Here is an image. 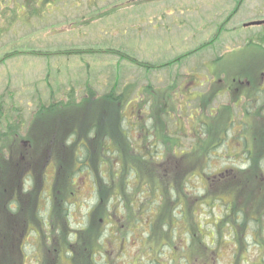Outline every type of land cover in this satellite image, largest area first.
Masks as SVG:
<instances>
[{"label":"rangeland","instance_id":"1","mask_svg":"<svg viewBox=\"0 0 264 264\" xmlns=\"http://www.w3.org/2000/svg\"><path fill=\"white\" fill-rule=\"evenodd\" d=\"M24 15H20V21L13 26L0 22V30L4 28V34L0 36V59L20 49L28 50L0 60V134L5 130L4 125L8 127L18 122L16 120L22 121V128H13L27 133L38 104L64 97L70 91L82 97L89 88L97 95L116 88L119 94L125 92L128 99L123 107H118V116H138L130 120L144 122L147 119L150 126L154 118L143 112L148 111L149 115L158 109L164 110L165 105L159 103L164 100L175 107L177 114L174 117L178 114L188 116L193 123L192 133H188L190 123L185 117L182 121L187 134L178 136L180 148L187 151L195 146L197 138L194 135L198 136L197 131L201 130L196 128L198 122L192 112L197 108L201 112L198 99H202L207 104L205 114H211L214 120L211 122L209 117L203 116L206 124L216 122L214 127H224L229 117L236 116L226 144L216 149L221 156L212 161L208 167L211 175H207L213 176L227 166L247 167L248 163L240 159L243 156L236 158L227 154L228 149L235 150L238 144L235 135L245 122L242 118L245 95L241 94L240 107L238 94L241 92L235 91L238 97L223 89L219 93L221 96L207 92L214 90L212 84L218 78L226 85H237L239 90H243L241 82L246 77H250V81L253 79L251 82L257 86V80L264 72V24H245L264 18V0H144V3L141 0H63L47 6L40 16H31L29 21L24 22ZM88 20L86 25L82 24ZM204 44L207 46L200 48ZM32 49L35 51H29ZM220 87L222 84L219 83L218 89ZM147 99H150L149 107L144 104ZM108 104L109 101L96 105L98 116L109 118L114 108L106 107L107 112L101 109ZM84 108H91L96 117L97 108L88 105ZM165 113L161 126L171 137L176 136L173 132L178 126L172 112H168L169 116ZM261 121L264 123L261 113L252 117L254 128ZM140 132H135L134 138L143 144ZM210 135L206 137L208 142L216 136ZM171 137H167L169 143ZM202 137L201 140L206 139ZM3 145L0 142V149ZM199 145V150L206 149L203 143ZM4 156L0 151V157ZM41 158L45 160L44 156ZM115 159V156L108 158L107 166L110 167ZM46 160L50 163L44 169L32 171L21 185L18 204L8 208V199L0 201V225L5 227L0 233L4 241L0 264H171V256L179 257L183 249L188 251L189 244H196L186 227L193 224L197 216L207 235L204 237L207 244L217 247V264H234L235 261L236 264H264V215H257L263 222L259 234L255 231L260 224L255 221L249 223L248 231V227L240 230L243 248L236 260L237 237L227 228L223 235L218 234L213 223L223 210L217 208L211 213L209 209L198 210L199 205L195 203L204 194L200 187L211 185L210 179L192 175L182 187L188 206L177 209L175 215L171 212L173 221L170 225L155 220L153 230L148 224L153 219L147 220V217L156 216L152 208L158 206L159 198L146 202L150 198L147 194H137L146 207L155 202L145 219L134 218L130 209L118 216L120 211L116 210L118 219L113 223L104 211L105 206L100 207L94 218L99 192L95 182L97 176L95 179L89 173H80L75 177V186H68L64 169L57 183L53 157L49 155ZM99 182L103 205L105 198L109 202L115 194L108 192L104 181ZM210 187L208 196L217 191L218 185ZM263 188L257 189V194ZM125 193L126 196L134 195L136 191L127 187ZM261 196H264V190ZM18 221L22 225L21 233L17 234V243L13 245L14 236H11L20 230ZM166 231L167 235L163 233ZM165 243L171 246L159 257L157 251Z\"/></svg>","mask_w":264,"mask_h":264},{"label":"trees","instance_id":"2","mask_svg":"<svg viewBox=\"0 0 264 264\" xmlns=\"http://www.w3.org/2000/svg\"><path fill=\"white\" fill-rule=\"evenodd\" d=\"M62 1L0 0V22L4 21L5 25L13 26L20 21L19 17L24 13V22L29 21L31 16H40L47 6L56 5ZM87 22H90V20L82 24L86 25ZM3 29L2 27L0 30V36L4 34ZM221 29L222 27L219 31ZM205 46L207 44L201 45L200 48ZM26 51L28 50L14 51L11 55L8 54L9 56L1 57L0 60H5ZM140 64L145 66L144 62H140ZM229 85L232 94L236 95L241 92L238 94L240 97L236 95L239 102H241V94L245 95L247 100L244 103L242 114L245 122L240 126L242 132L239 131L235 135V142L238 144L235 146V150L228 149L227 154L236 158L243 156L244 158L240 159L245 160L244 163H248L246 168L227 166L213 176H209L211 174L208 173V167L211 166L212 161L221 156L216 152V149L226 144L227 133L230 130L232 121L236 120V116L229 117L225 121L224 127H214L216 122L208 125L203 121V116L209 117L211 122L214 121L211 114H205V106H201L204 110L200 113L198 109L194 111L195 113L192 112L194 119L198 122L196 128L200 127L201 130L197 131L198 136L194 135L197 138L194 143L195 146L185 151V149L180 148L178 137L180 133L187 134L182 120L186 117L188 124L190 123L191 130L188 131L189 134L192 133L191 126L193 123L188 119V116L180 117L178 114L174 117L177 114L175 107L169 105L168 100L159 102L165 105L164 110L163 108L158 109L156 113H149V115L146 113L148 111L145 114L143 112V115L154 118V121L148 126L147 119L140 122L130 120L131 118L136 119L138 116H124L122 113V116H118V107H123L128 102L125 92L119 94L116 88L111 87L112 89L105 94L97 95V92L95 93L93 89L89 88L82 97H79L75 91H70L64 97L61 96L54 99V101L38 104V109L34 112L27 133H20L18 129L13 128L16 126L21 129L22 121L16 120L18 122L8 127L4 125L6 126L5 130L0 134L1 146L2 143L4 144L3 149L1 148L0 151L5 155L3 158L0 157V193H2V195L0 194V201L8 199L6 202L8 208H11L13 204H18L19 196L22 193L21 185H24L32 171L40 168L44 169L50 163V160L49 162L46 160L50 155L53 157L52 164L55 167L57 183L59 174L61 177L64 169L67 177L66 185L68 186H75V177L80 173H89L95 176V179L97 176L95 182L98 185L99 192L94 218L100 207L105 206L104 211L109 214L113 223L118 219L115 217L116 210L120 211L118 216L130 209L129 213L134 218L145 219L146 213L150 214L152 204L155 202H151L149 207H146L137 197V194H147L150 198L146 202L155 197L159 198L158 206L152 208V213H157L156 216L147 217V220L153 219V221H148V224L154 230L155 220H162V224L170 225V222L173 221L171 212L175 215L177 209L183 208L184 205L188 206L185 201V191H182V187L185 183L187 184V180H190L192 175L199 178L205 177L207 180L212 181L211 185H218V189L215 193H212V196H208L211 185L200 187L204 194L198 198L195 205H199L198 210L209 209L210 213L217 208L223 210L213 223L215 228H218V234L223 235V230L227 228L234 237H237L239 242V247L235 251L237 260V254L243 248L240 230H245L248 227V231L249 223L255 221L260 224V228L255 231L256 234H259L263 225L257 215H262V217L264 215V196H261L264 188L261 189L260 194H257L256 191L264 186V123L263 121L257 122L258 124L254 128L252 117H257L259 113L264 115V96H260V100L258 99L259 95H255L258 88L253 82H251V86L243 83V90L239 92L236 89L237 85ZM235 91L238 93H235ZM263 94V90H260V95ZM108 101L110 104L101 109L104 110L106 107L112 106L114 110H112L108 119H104L101 114L98 116L99 110L96 105ZM149 102L150 99H147L144 104L149 107ZM85 105L97 108L96 117L91 113V108H84ZM150 108L152 109V106ZM250 108L254 109L251 110ZM164 111L166 112L165 116H169V111L172 112L171 115L178 126L173 132L177 133L176 136L171 137L169 132L161 126ZM104 112H107L106 109ZM206 127L208 130H206ZM139 131L143 135V138H141L143 144L137 143L134 138V133ZM210 133L216 134V136H213L214 138L208 142L207 138L212 136ZM242 133L244 136H241ZM203 135L207 138L201 140ZM167 137H171L170 143ZM25 142H28V144ZM201 143L204 144L206 149L199 150V144ZM169 145L170 147H168ZM43 156L45 160L41 158ZM70 156H72L71 159ZM113 156L116 159L108 167V158ZM255 163L258 169H256ZM261 167L263 170L260 169ZM99 181H104L108 192L114 191L115 194V196L110 197L109 202L105 198L103 205L101 204L102 196ZM169 182H171L170 185H167ZM127 187H133L136 193L126 196ZM10 188L12 192L9 191ZM203 205H206V207ZM189 209H191V206H189ZM250 210L253 211L250 212ZM64 214L67 216L66 212ZM193 215L197 216V213L193 212ZM197 217L193 224L190 223L186 227L187 233L193 237L196 244H189L188 251L183 249V254L179 257L171 256V264L218 263L215 257L217 247L213 248L207 244L204 238L207 235L199 224L201 219L198 218L200 217ZM17 226L20 230L11 236H14L13 245L17 243V234L21 233L22 225L19 221ZM4 228V225L1 224L0 233ZM168 231L163 233L167 235ZM208 232L214 234L211 229H208ZM3 242L0 234V252L3 248ZM170 246L168 243L163 244L157 251V255L162 257L164 250L170 248ZM172 252L175 253L174 250ZM16 255L18 258L20 257L19 249L16 250ZM91 257L92 255L90 259ZM154 260L160 262L156 258ZM262 260L264 259L262 258ZM234 264H236V261Z\"/></svg>","mask_w":264,"mask_h":264},{"label":"flooded vegetation","instance_id":"3","mask_svg":"<svg viewBox=\"0 0 264 264\" xmlns=\"http://www.w3.org/2000/svg\"><path fill=\"white\" fill-rule=\"evenodd\" d=\"M255 80H256V79H255ZM257 81H258V85H263V83H264V72L261 73L260 79L257 80ZM241 83H242V84H243V83H246L247 85L251 86V82L248 81V80H246V81H242ZM236 89H237L238 92L240 91V90H239V87H236ZM227 90H228V89H227ZM227 90H226V91H227ZM230 90H231V88H230ZM244 91H245V90H244Z\"/></svg>","mask_w":264,"mask_h":264},{"label":"water","instance_id":"4","mask_svg":"<svg viewBox=\"0 0 264 264\" xmlns=\"http://www.w3.org/2000/svg\"><path fill=\"white\" fill-rule=\"evenodd\" d=\"M262 23H264V20L253 21L247 24L250 25V24H262Z\"/></svg>","mask_w":264,"mask_h":264}]
</instances>
